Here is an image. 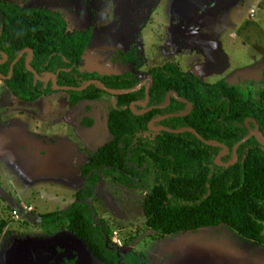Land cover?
<instances>
[{
    "label": "rangeland",
    "instance_id": "obj_1",
    "mask_svg": "<svg viewBox=\"0 0 264 264\" xmlns=\"http://www.w3.org/2000/svg\"><path fill=\"white\" fill-rule=\"evenodd\" d=\"M9 1L58 11L69 30L90 27L80 70L125 71L120 53L132 45L146 60L142 70L174 62L205 82L264 79V0ZM48 97L21 101L0 84V264H101L63 225L36 217L70 203L78 166L110 139L105 117L112 98L105 92L70 105L65 90ZM152 182L150 174L144 191ZM94 193L97 216L129 242L121 250L140 253L144 264H264V242L224 225L156 238L143 224L140 189L102 176ZM22 206L31 211L14 219L10 210ZM52 240L67 243L69 252L49 247Z\"/></svg>",
    "mask_w": 264,
    "mask_h": 264
},
{
    "label": "trees",
    "instance_id": "obj_2",
    "mask_svg": "<svg viewBox=\"0 0 264 264\" xmlns=\"http://www.w3.org/2000/svg\"><path fill=\"white\" fill-rule=\"evenodd\" d=\"M91 35L90 27L67 29L58 11L0 0V52L6 55L0 63L2 75H7L18 52L28 47L32 51L29 66L39 76L55 74L59 86H79L88 79H97L105 87L119 90L136 86L141 73L152 79L145 105L141 103L146 82L128 93H106L112 98L105 117L110 139L96 146L78 166L81 183L73 192V200L66 207L39 213L37 221L63 225L101 264H144L140 253L122 251L111 244L112 229L96 214L94 189L105 176L144 192L140 202L143 224L156 238L224 225L245 239L263 243L264 147L255 136L237 146L233 163L217 165L213 159L221 147L206 145L189 131H152L147 122L174 114L151 125L172 129L190 126L203 139L227 146L228 152L219 161L228 162L232 158L231 145L247 134L248 127L257 129L264 138V79L255 84L250 80L205 82L174 62L142 70L146 60L132 45L120 53V61L128 65L125 71L80 70ZM27 57V51H23L12 65L10 77L1 80L13 97L25 102L54 91L50 81L36 80L26 70ZM167 90L191 103L187 114L175 115L185 111L187 104L172 95L163 107H151L141 114L130 111L131 101L136 102L135 111L163 103ZM65 91L70 94V105L79 100H94L105 93L95 84L80 91ZM86 123L90 124L91 119ZM150 174L152 185L144 191ZM121 242L123 246L129 245L125 240Z\"/></svg>",
    "mask_w": 264,
    "mask_h": 264
},
{
    "label": "water",
    "instance_id": "obj_3",
    "mask_svg": "<svg viewBox=\"0 0 264 264\" xmlns=\"http://www.w3.org/2000/svg\"><path fill=\"white\" fill-rule=\"evenodd\" d=\"M23 51H27L28 53V57L24 63L25 65V68L26 70L30 71L34 78L36 80H39V81H43V82H47V81H50V86L53 90H75V91H80V90H83L84 88H86L88 85L90 84H95L99 87L100 90L108 93V94H111V95H117V94H123V93H128V92H131L133 90H136L138 88H140L142 85H143V82L146 81V84L143 86V92H144V101L143 103H141L142 105H145L147 103V100H148V89L152 83V79H151V76L149 74H144L141 76V79L139 81V83L132 87V88H129V89H119V90H115V89H111V88H108V87H105L103 85V83L97 79H88L86 80L83 84L79 85V86H67V85H63V86H59L56 84V77H55V74L53 73H47L45 74L44 76H39L30 66H29V61L31 59V55H32V51L30 48L28 47H25L23 49H21L18 54L12 59V61L10 62L9 64V69H8V73L7 75H2L0 73V80H5L7 78L10 77L11 75V72H12V65L14 64V62L18 59V57L21 55V53ZM1 59H0V63L5 61L6 60V55L4 53H1ZM169 95H172L176 100H179V101H184L186 104H187V109L181 113H178V114H175V115H185L189 112L190 108H191V103L188 101V100H182L176 93L175 91L173 90H167L166 93H165V96H164V101L163 103L161 104H158V105H154V106H149L147 107L146 109L144 110H141V111H135L134 108H133V104H135L136 102L135 101H131L129 103V109L132 113L134 114H141L143 112H145L146 110H148L149 108L151 107H163L165 105H167L169 103ZM171 115H174V114H166L164 116H159L157 118H152L150 119L148 122H147V127L148 129L152 130V131H155V132H158L159 130H165L167 132H171V133H180L182 131H189L191 132L199 141L203 142L204 144L206 145H212V146H219L221 147V151L214 157L213 161L215 164L217 165H228V164H231L235 161L236 159V153H235V150L237 148V146L239 144H241L242 142H244L246 139H248L250 136L254 135L257 142L262 146L264 147V138L262 137L261 133L253 128H249L248 126V132L246 135H244L242 138H240L238 141H236L235 143H233L230 147V153H231V160H229L228 162H220L219 161V157L223 156L224 154H226L228 152V147L225 146L224 144L220 143V142H215V141H208V140H205L203 139L192 127L190 126H183L181 128H177V129H172V128H169V127H166V126H159V127H153L151 124L152 122L154 121H157V120H160V119H163L164 117L166 116H171ZM124 251V250H122Z\"/></svg>",
    "mask_w": 264,
    "mask_h": 264
},
{
    "label": "crops",
    "instance_id": "obj_4",
    "mask_svg": "<svg viewBox=\"0 0 264 264\" xmlns=\"http://www.w3.org/2000/svg\"><path fill=\"white\" fill-rule=\"evenodd\" d=\"M85 52H86V50H85L84 53H83L84 55H85ZM83 59H84V57L82 56V60H83ZM82 60H81V62H82ZM81 62H80V63H81ZM80 67H81V66H79V69H80ZM0 84H1V82H0ZM6 90H7V89H6ZM58 91H59V90H54L53 92H50V93H48V94H43V95L39 96L38 98H36L35 100H33L32 102L39 100V99L42 98L43 96H49L48 99L51 98V97L55 98V96H56V94H57ZM97 99H98V98H96V99H94V100H97ZM109 100L111 101V98L107 100V104L109 103ZM79 101H81V100H79ZM73 105H74V104H73ZM85 105H86V104H85ZM80 182H81V180H80ZM80 182H79V184H80ZM75 189H76V188H75ZM75 189H74V191H75ZM74 191H73V192H74ZM73 192L70 194V199L68 200L69 202H71V201L73 200ZM55 195H56V193H55ZM59 197H60V194H59ZM69 202H68V203H69ZM57 232H58V231H57ZM66 232H68V231H66ZM68 234H69V236H70V233H69V232H68ZM55 235H57L56 231H55V234L52 233V234L50 235L51 239H55V238H52V237H54ZM71 235H72V234H71ZM55 237H56V236H55ZM72 237H73V236H72ZM71 240H73V239H71ZM52 242H53V243H51L50 246H49V247H51L52 249H53L57 244H61L60 241H58V242L56 241V242H55L54 240H52ZM65 247H67V251L69 252V248H68V244H67V243H64V244L62 243V244H61V249H60V251H61L62 249H64ZM44 249H45V248H44ZM42 250H43V249H42ZM44 251H45V250H44Z\"/></svg>",
    "mask_w": 264,
    "mask_h": 264
},
{
    "label": "built area",
    "instance_id": "obj_5",
    "mask_svg": "<svg viewBox=\"0 0 264 264\" xmlns=\"http://www.w3.org/2000/svg\"><path fill=\"white\" fill-rule=\"evenodd\" d=\"M31 211L30 206H22L21 209L12 208L10 210V214L14 219H18L20 217V214H26ZM111 244L121 247L122 249V243L119 238H117L116 231L112 230L110 235Z\"/></svg>",
    "mask_w": 264,
    "mask_h": 264
},
{
    "label": "flooded vegetation",
    "instance_id": "obj_6",
    "mask_svg": "<svg viewBox=\"0 0 264 264\" xmlns=\"http://www.w3.org/2000/svg\"><path fill=\"white\" fill-rule=\"evenodd\" d=\"M85 28H86V27H85ZM144 74H146V73H143V74L141 73V74H139V75H140V79H141V76L144 75ZM0 82H1V80H0ZM144 82H146V81H144ZM144 82H143V84H144ZM142 86H143V85H142Z\"/></svg>",
    "mask_w": 264,
    "mask_h": 264
}]
</instances>
